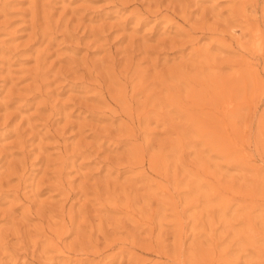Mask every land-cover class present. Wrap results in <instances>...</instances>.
<instances>
[{
  "label": "rangeland",
  "instance_id": "1",
  "mask_svg": "<svg viewBox=\"0 0 264 264\" xmlns=\"http://www.w3.org/2000/svg\"><path fill=\"white\" fill-rule=\"evenodd\" d=\"M0 264H264V0H0Z\"/></svg>",
  "mask_w": 264,
  "mask_h": 264
},
{
  "label": "bare ground",
  "instance_id": "2",
  "mask_svg": "<svg viewBox=\"0 0 264 264\" xmlns=\"http://www.w3.org/2000/svg\"><path fill=\"white\" fill-rule=\"evenodd\" d=\"M134 14V13H133ZM203 28V27H202Z\"/></svg>",
  "mask_w": 264,
  "mask_h": 264
}]
</instances>
